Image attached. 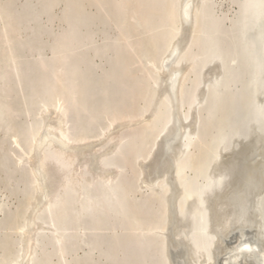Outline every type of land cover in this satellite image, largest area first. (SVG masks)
<instances>
[{"label":"bare ground","instance_id":"1","mask_svg":"<svg viewBox=\"0 0 264 264\" xmlns=\"http://www.w3.org/2000/svg\"><path fill=\"white\" fill-rule=\"evenodd\" d=\"M13 1L0 3V179L17 200L0 198V264H241L242 244L264 248V195L230 244L240 211L223 170L244 138L264 139V0H231L233 17L216 0H109L121 36L98 81L80 51L100 49L80 20L46 60L33 44L44 31L23 37ZM202 177L227 182L203 199ZM195 199L204 240L189 221Z\"/></svg>","mask_w":264,"mask_h":264},{"label":"rangeland","instance_id":"2","mask_svg":"<svg viewBox=\"0 0 264 264\" xmlns=\"http://www.w3.org/2000/svg\"><path fill=\"white\" fill-rule=\"evenodd\" d=\"M1 1L3 2V4L1 3ZM7 1L8 0H0V3H1V5H4V4L7 3ZM16 1L17 0L13 1V4H15V5H14V7H12V10L10 9L11 7L9 9H10V12H14V14L13 13L12 14L17 19H20L19 23H21L20 24V26L22 28L21 29L22 30L21 33H22L23 37L26 35V33H23L24 28L26 30V27H28V26L30 27V29L33 26L32 27V29H34L33 32H36V33L38 32V34L39 33H43V31H44L43 34H39V36H36V37H38V39H37L36 42L33 43V44H35L37 46V48L41 49L44 59L49 60V59L53 58V56H54L53 55V51L56 48L57 38L59 37V34L61 33V31L63 29L65 30L67 28V22L66 21H68V20H70L72 18L75 21H79L80 20L79 22H82L81 23V27H80L81 30H80L79 34L81 36L82 35H85V36L89 35L91 41L93 40L92 41L93 47H95L96 49L98 48L97 50L100 49L98 55L95 54L93 52V50L92 51H87L85 49H82L83 51H80L81 53L85 54L84 56H82L83 54L81 55L83 57V59H85V60L87 59V61H89L91 63L92 67H94V69H96L95 74H94L95 78H96V81H98L97 77L101 78L104 75L105 71L107 73H110L111 70L109 71V69H111V67L117 63V60H116L117 57L115 55L114 50H112L111 47H109V48L106 47L107 45H110V44L112 45L114 43L117 45L116 39H118L121 36V33L116 28V20H118V19L114 18V15H112V13L114 12V9L112 7L113 5L110 3L109 0H106L107 2L105 0L104 1L103 0H76V1L74 0L75 2L78 3L77 6H75V9H76L77 13L72 11V9H71L72 0H30V1L29 0L28 1L19 0L20 2L19 1L16 2ZM82 1H83V4H82ZM95 1H97V2L95 3ZM216 1L219 2V5L217 7V10H218L217 14L218 15H223L225 13H228V14H230L233 17L236 14L238 8L240 7L238 5H233L231 3V0H216ZM28 2H30V3H28ZM89 2H90V4H89ZM24 3H25V5H24ZM93 3H95L96 5L93 4ZM13 4H11V6ZM28 4L30 6H28ZM20 5H23V7L26 6V9L22 8V6H20ZM27 7H28V9H32L33 11L32 10L28 11ZM50 7L52 8L51 10H49ZM72 8L74 9V7H72ZM45 9L48 10L47 12H50L49 14H51V17L47 13H46V15H44L45 14L44 12L46 11ZM24 11H26V12H24ZM40 11H42V14H40V15H43V16H42V18H40L38 16L39 17L38 20L40 19V21L38 23L39 25L36 24L35 22L31 23L29 20L32 18V15H33V17H35L36 15H39ZM69 11H70V13H69ZM34 12H39V13L34 14ZM56 12H57V14H56ZM24 13H28L30 18H28V15L26 16ZM29 13H31V16H30ZM22 14L25 15V16H23ZM103 16H104V18H103ZM49 17L50 18H52V17L55 18V21H54L53 25H52V23H50V25H49V23H48L49 19H50ZM111 19H112L113 22L109 21ZM0 20H1L0 23L3 24V20L2 19H0ZM105 21H106V23H105ZM24 22H26V25H25ZM231 23L232 22L229 21L227 26L229 27V25H231ZM27 24H29V25H27ZM34 24H36L35 25L36 27L34 26ZM65 24H66V26H65ZM45 30H48L49 34L47 32H46L47 34H45ZM113 38H114V40H113ZM35 40H36V38H35ZM112 41H115V42H112ZM36 46H35V48H36ZM87 54H88V56H87ZM112 55H113V57H112ZM110 64H112V66ZM100 72L102 73L101 76H99L101 74ZM217 72L219 73L220 71L217 70V69L216 70L215 69H211V71H209L207 73L209 76L206 74V76L208 78H205V79L209 80V77H211L210 75H212V74H214V75L217 74L218 75ZM196 77L197 76H195V75L193 76L192 83L195 82V80L197 79ZM238 87L239 88H243L242 85H239ZM19 106H21V105H19ZM19 108H22V107H19ZM195 120L192 121V124H193V125L191 124V128L192 129L196 128V124L193 123V122H197ZM193 126H194V128H193ZM215 130H217V128ZM247 136H249V135H247ZM251 139H253V140H251ZM251 139L249 141H247L248 143H244L243 145L241 144V146L239 147L238 151L236 150V151H232L231 152L232 154L235 152L236 155H235V153H234V155H231V153L225 155L224 157H227V158H224L226 161L223 160L224 161V165H223L224 169L221 168V170L222 169L223 170H225V169L226 170H231V173L234 175L233 179L235 181L232 180V182H231V184L229 186V190H228L229 192L228 193L230 195H232V196H234V195L237 196L236 198L238 199V200L234 201V204L231 206L232 207L231 209L232 210L234 209L235 213L240 211L239 215H237V218H235L236 220L233 222V223H237L238 222L237 226H238L239 223H242V224H244L246 222L250 223L252 220H254L253 219L254 216L256 217L257 215H259L258 212L255 210L257 208V206H256L257 205V197H258V195L259 196L264 195V181H262V180H264V150H263V148H264V139H263V142L262 141L258 142L255 137L254 138L252 137ZM243 140H242V142H243ZM259 144H260V146H259ZM146 170L149 172L148 168ZM148 172L146 173L147 175H148ZM142 184H143V182H142ZM0 185H1L0 186V190L2 192V193L0 192V198L4 199L6 201H9V203H12L13 201L15 202L17 200L16 198H14L15 196L6 197V195L4 194L6 192L8 193V190L6 189L7 191H5L4 182L1 181V179H0ZM240 192L242 193V195H240L241 194ZM237 194L240 195V198H239V196ZM7 198H9V199H7ZM259 200H263V197L261 199H259ZM219 203H220V206H221V202L213 203V210H214L215 213L216 212L218 213L217 215L215 214L217 217L219 216V212L216 211V210L220 207ZM241 203H243V204H241ZM244 206L245 207L248 206V207L244 208ZM262 206H264V203H263ZM263 209H264V207H263ZM229 211H231V210H229ZM241 211H242V213H241ZM236 214H238V213H236ZM244 215H247V216L246 217H242ZM216 216H214V217H216ZM262 217L264 218V216H262ZM218 218L221 219V217H218ZM218 218H217V220H219ZM238 227H241V226H238ZM220 236H221V234H220ZM223 239H224V237H223ZM221 243H222V239H221ZM259 246H261V245H259ZM259 248H261V247H259ZM82 252L83 251H80V253H82ZM262 254L263 255H260V256L256 257L258 259L255 258V260H259L258 262H260V263H257V264H264V248H262Z\"/></svg>","mask_w":264,"mask_h":264},{"label":"water","instance_id":"3","mask_svg":"<svg viewBox=\"0 0 264 264\" xmlns=\"http://www.w3.org/2000/svg\"><path fill=\"white\" fill-rule=\"evenodd\" d=\"M251 34L252 35H255V32H252ZM254 37H256V36H254ZM262 70H264V68H262ZM171 133H172V128H169V130L162 136V139L163 140L161 141V139H160V143L163 144V142L166 140L167 137H169L171 135ZM242 143H248V142H247V140H243ZM177 144L178 143L176 142V144H174V145H177ZM185 150H187V149H185ZM201 180H203V182H204V185L201 188L202 189L201 191H202V198L203 199L204 198L205 199H207V198L210 199L211 197H213L214 196V193L216 191L217 192L218 191H221V189L223 187V184L225 182H227V179H224V180H221V181L218 180L216 182H211L212 180H210V179H208L206 177H202ZM194 202H195V204H197L199 206V208L203 212L200 211L197 215L189 217V221L194 225V227H198L199 228V230L197 231L198 237H199V239L204 240V238L206 236V233H207V230L209 229V215H208V211L207 210L206 211L204 210L205 209V202L204 201L202 202V201H199L198 199H195ZM242 225H244V224H242V223H239L238 224V226H242ZM238 226H236V228H233V230L231 232V237H230V240L229 241H231V239H235L233 242H230V244H232V245L233 244L234 245H239L240 244V240L243 238L242 237L243 235L241 234V231L243 229H246L244 227H243V229L242 228H239ZM185 240L187 242H189L188 241V238H186ZM191 240H192V243L194 245H196L195 242H194L195 239H191ZM257 242L260 243V241H257ZM242 245H244V246L241 247ZM242 245H240V247H241L240 252L242 251L243 252L242 253L243 255L242 256L239 255L240 256L241 264H257V260L250 259L248 257V255H249V253L250 254H253V257H255V258L258 257V256H260V255H263L262 254V249H261L262 247L259 248L258 246L257 247L256 246H251V245L248 246V245H245V244H242ZM235 252H237V250ZM235 252H231L230 255L234 254Z\"/></svg>","mask_w":264,"mask_h":264}]
</instances>
